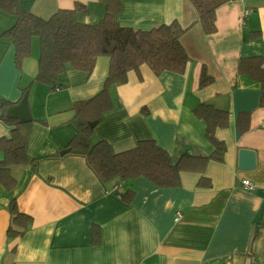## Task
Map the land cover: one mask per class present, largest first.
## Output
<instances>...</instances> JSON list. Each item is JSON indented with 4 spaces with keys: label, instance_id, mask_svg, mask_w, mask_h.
<instances>
[{
    "label": "crops",
    "instance_id": "1",
    "mask_svg": "<svg viewBox=\"0 0 264 264\" xmlns=\"http://www.w3.org/2000/svg\"><path fill=\"white\" fill-rule=\"evenodd\" d=\"M17 2L22 11L44 19L84 5L77 18L86 25L100 22L106 12L100 0ZM16 19L0 9V97L16 104L30 86L28 152L36 170L15 168L14 192L0 188V264H264V106L260 85L237 71L241 58L264 57V0H228L217 11L212 35L203 32L189 0H122L118 22L124 27L147 31L176 21L187 29L182 44L189 63L184 74L157 76L146 65L130 72L127 83L111 88L115 108L96 126L93 141H107L121 153L150 139L174 161L185 153L211 156L215 147L194 111L200 104L227 111L229 126L216 133L226 144L224 160L208 163L211 187L206 188L198 185L197 173L184 174L179 188L162 189L145 177L106 184L85 156L61 155L77 132L71 107L102 90L110 59L100 57L91 74L70 68L68 87L52 92L34 81L37 39L32 57L16 67L15 47L2 38ZM203 70L212 80L206 87H200ZM243 112L251 113V122L240 134ZM1 116L0 108V139L11 134ZM243 149L255 152L254 171L239 169ZM245 178L255 190L243 188ZM130 191L127 202L121 194ZM13 199L32 224L10 239Z\"/></svg>",
    "mask_w": 264,
    "mask_h": 264
},
{
    "label": "trees",
    "instance_id": "2",
    "mask_svg": "<svg viewBox=\"0 0 264 264\" xmlns=\"http://www.w3.org/2000/svg\"><path fill=\"white\" fill-rule=\"evenodd\" d=\"M198 13L199 23L206 35L217 32V11L228 0H189ZM106 6L104 18L93 25L82 24L77 15L85 6L77 4L74 9H61L50 18L44 19L20 9L17 0H0V9L16 16L15 25L2 38L9 39L15 47V64L22 68L24 60L32 57L33 41L40 45L39 69L36 82L47 85L52 92L68 87L66 74L70 68L91 74L100 57L110 59L109 74L102 90L93 98L73 104L72 123L77 132L67 147V153L83 155L90 166L106 184L145 177L159 188H179L182 176L187 173L200 174L198 185L211 187L205 175L210 161L223 162L226 144L217 138L219 129H226L230 113L208 104H200L195 115L205 123L206 136L214 145L211 156L183 154L177 161L154 140H141L133 149L114 153L107 141H93L96 126L115 108L110 90L114 85L127 83L128 74L140 67L148 66L155 75L163 72L184 74L189 56L182 44L187 29L178 22L162 24L151 30H134L119 24L122 0H100ZM238 74L260 85L261 105L264 106V57L241 58L237 64ZM202 71L200 87L211 82ZM30 86L23 90L20 102L28 96ZM13 104L0 97L2 121L11 128L9 137L0 139V188L13 193L18 181L13 175L15 168L27 167L35 172L36 161L29 155L28 145L33 122L21 123L11 118L8 110ZM251 113L238 116L237 129L244 134L250 129ZM45 125L46 121H41ZM97 123L95 127L92 124ZM127 202L133 193L121 194ZM11 223L8 237L23 236L31 227L32 218L20 212L16 199L10 206ZM98 232L94 234L99 243Z\"/></svg>",
    "mask_w": 264,
    "mask_h": 264
},
{
    "label": "water",
    "instance_id": "3",
    "mask_svg": "<svg viewBox=\"0 0 264 264\" xmlns=\"http://www.w3.org/2000/svg\"><path fill=\"white\" fill-rule=\"evenodd\" d=\"M8 115L11 118L18 119L23 124H28L33 122L32 114L29 109L28 99L25 97L19 104L11 107L8 110ZM97 123L91 125L95 127ZM66 151L61 152L65 154ZM256 154L254 151L243 149L240 151L239 157V169L246 172H251L256 169Z\"/></svg>",
    "mask_w": 264,
    "mask_h": 264
},
{
    "label": "built area",
    "instance_id": "4",
    "mask_svg": "<svg viewBox=\"0 0 264 264\" xmlns=\"http://www.w3.org/2000/svg\"><path fill=\"white\" fill-rule=\"evenodd\" d=\"M242 186H243V188H244L245 190H247V191H253V190L256 189L255 184H254L251 180H249V179H247V178H245V179L242 181ZM114 191H118V187H115V188H114ZM178 219H179V217L177 218V220H178Z\"/></svg>",
    "mask_w": 264,
    "mask_h": 264
},
{
    "label": "rangeland",
    "instance_id": "5",
    "mask_svg": "<svg viewBox=\"0 0 264 264\" xmlns=\"http://www.w3.org/2000/svg\"><path fill=\"white\" fill-rule=\"evenodd\" d=\"M36 42H39L38 40H36ZM40 48V47H39Z\"/></svg>",
    "mask_w": 264,
    "mask_h": 264
}]
</instances>
